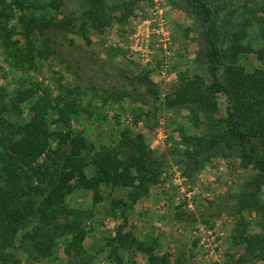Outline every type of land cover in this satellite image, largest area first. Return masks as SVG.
<instances>
[{"label": "rangeland", "instance_id": "1", "mask_svg": "<svg viewBox=\"0 0 264 264\" xmlns=\"http://www.w3.org/2000/svg\"><path fill=\"white\" fill-rule=\"evenodd\" d=\"M129 1L109 3L120 15ZM244 2L254 6L261 0H243L238 5ZM26 4H31L28 17L52 25L46 28V36L37 30L33 33L35 51L41 52L32 67L30 63L18 65L13 51L0 49V91L9 95L6 118L10 127L28 120L30 107L42 92L38 89L20 109L13 106L14 96L20 89L41 83L53 97L70 91L65 98L76 100L80 111L71 122L72 129L82 132L97 150L106 147L125 159L132 151L125 137L142 133L151 153L147 178L154 175L156 181H149L148 193L136 202L131 199L134 188L124 186L77 188L68 197L67 212L89 211L71 217L81 219L88 231L85 250L93 256L92 264H151L149 252L138 250L140 243L147 249L153 247L159 257L167 256L169 264H264V260L253 259L234 238L241 223L251 233L260 231L264 186L258 210L239 211L237 197L233 199L256 170L242 166L237 152L230 157L204 154L199 165L189 160L185 153L193 151L195 145L184 142L181 129L192 137L206 135L205 115L191 107H167L147 89L150 85L164 101L183 81L195 76L211 81L208 60L202 53L205 39L201 20L184 0H137L128 20H114L104 28H97L88 18L82 0H28ZM13 10L15 17H0V34L6 27L13 39L25 46V28L19 19L22 9L14 6ZM242 19L235 16V22ZM161 20L166 42L158 32ZM252 23L244 43L258 48L262 39ZM222 45L228 47L230 39L225 38ZM241 63L249 71L262 67L255 52L244 54ZM145 76L150 81L143 84L138 77ZM208 99L226 114L223 92L210 93ZM52 144L56 147L55 140ZM88 171L90 176L92 168ZM133 173L139 175L138 171ZM97 191L100 200L95 202ZM189 191L194 193L189 195ZM119 229L126 247L117 240L112 242ZM19 254L26 264H67L62 243L56 245L52 256H40L35 262Z\"/></svg>", "mask_w": 264, "mask_h": 264}, {"label": "trees", "instance_id": "2", "mask_svg": "<svg viewBox=\"0 0 264 264\" xmlns=\"http://www.w3.org/2000/svg\"><path fill=\"white\" fill-rule=\"evenodd\" d=\"M82 1L88 18L97 28H104L114 20L120 23L128 20L137 0L125 2L120 15L109 0ZM241 1L184 0L201 20L205 39L202 53L208 60L211 81L201 76L183 81L164 101L150 85L147 89L167 107H191L205 115L209 127L206 135L192 137L181 129L184 142L195 145L193 151L185 153L189 160L199 165V158L204 154L230 157L237 152L242 166L256 170L239 194L233 195V199L237 197L239 211L252 212L258 210L259 192L264 186V0L254 6L248 2L238 5ZM26 3L28 0H10V3L0 0L1 18L15 17L14 6L22 9L19 19L27 38L23 46L18 39H13L11 30L2 27L0 49L13 51L18 65L30 63L32 67L37 53L41 52L35 51L33 33L37 30L46 36L45 30L52 24L35 16L28 17L26 11L31 4L28 7ZM236 15L243 19L235 22ZM252 21L262 39L258 48L244 43L250 36L248 30ZM225 38L230 39V45L224 48ZM250 52H255L262 67L249 71L241 63V57ZM138 79L143 84L150 81L147 76ZM38 89L42 95L31 105V116L16 127H10L6 118L9 95L0 91V264H26L21 252L29 262L38 261L40 256L50 257L59 243L64 244L67 264H92L94 258L85 250L88 231L76 217L78 210L67 212L68 197L77 188L98 190L102 185L124 186L134 188L131 199L136 202L148 193L149 181H156L154 175L147 178L151 153L142 133L125 137L126 145L132 147L125 159H119L106 147L97 150L82 132L72 129L71 122L80 111L76 100L65 98L70 91L53 97L38 83L37 87L20 89L14 96L13 106L20 109L22 103L35 97ZM216 92H223L227 97L224 115L208 99L210 93ZM198 122L195 124L199 125ZM54 140L56 147L52 144ZM89 168L93 172L90 176ZM134 170L139 175H135ZM98 193L94 195L95 202L100 200ZM74 214L76 216L71 217ZM80 214L87 215L89 211ZM260 215L259 232L251 233L242 228L245 226L241 223L234 238L245 246L253 259L264 260V211ZM113 240L126 247L121 229ZM138 250L149 252L151 264H169L167 256L159 257L153 247L147 249L140 243Z\"/></svg>", "mask_w": 264, "mask_h": 264}, {"label": "built area", "instance_id": "3", "mask_svg": "<svg viewBox=\"0 0 264 264\" xmlns=\"http://www.w3.org/2000/svg\"><path fill=\"white\" fill-rule=\"evenodd\" d=\"M158 7L159 6H157L156 8L158 9ZM158 13V11L157 12H155V14H157ZM158 26H159V31L158 32H160V33H162L163 35H164V42H166V32H165V28H164V22H163V20H161L160 21V23H158ZM176 177H177V175H176ZM194 193V191H189V195H192Z\"/></svg>", "mask_w": 264, "mask_h": 264}]
</instances>
